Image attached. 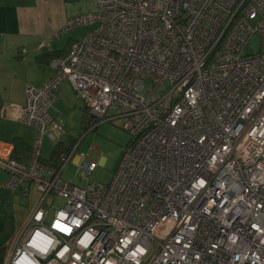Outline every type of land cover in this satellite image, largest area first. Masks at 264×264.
<instances>
[{
	"label": "built area",
	"instance_id": "2783aa9c",
	"mask_svg": "<svg viewBox=\"0 0 264 264\" xmlns=\"http://www.w3.org/2000/svg\"><path fill=\"white\" fill-rule=\"evenodd\" d=\"M96 5L52 36L92 26L49 61L55 77L27 85L28 161L0 141L3 188L39 192L6 264H264V0ZM62 80L96 121L124 118L109 183L89 180L98 163L83 154L84 185L61 178L80 142L58 167L41 161L43 135L65 130L49 114ZM50 194L64 200L52 215Z\"/></svg>",
	"mask_w": 264,
	"mask_h": 264
},
{
	"label": "crops",
	"instance_id": "0c3cea01",
	"mask_svg": "<svg viewBox=\"0 0 264 264\" xmlns=\"http://www.w3.org/2000/svg\"><path fill=\"white\" fill-rule=\"evenodd\" d=\"M39 4L40 0H0V141L14 146L13 141L18 138L25 145L24 147L14 146L13 149L14 158L20 162H26L29 159L30 149L37 136V130L34 126L23 123L18 118L20 108L25 103L27 85L40 88L53 79L56 70L50 67L49 61L56 57L65 56L71 44L77 40L71 36L65 42L60 41V39H51L50 35L57 26L51 31L45 30L40 20L42 15H39ZM73 15L75 14H69L65 18L68 19ZM60 83L59 89H57V98L50 106L49 114H51V109L55 107L61 95H64V98L68 97L67 91L62 92L64 88H60L61 85L68 82L62 80ZM83 108L82 105L81 110ZM57 118V116L52 117L54 121L59 120ZM61 142L66 146V141ZM73 146H75V142L65 150L71 149ZM40 158L44 163H47L49 159L43 158L41 155ZM78 159L79 157L77 161ZM32 190L33 186L30 185L26 195L20 191L10 192L8 190L5 196L0 194V205L4 208L2 211L5 213L3 221L5 225L11 222L12 229L14 227L12 200L16 197L17 200L23 197L28 200ZM38 198L39 194H36L33 199L35 203ZM4 199H6V204ZM6 242L7 240L0 246V264H6L10 256L12 245L10 248L5 247Z\"/></svg>",
	"mask_w": 264,
	"mask_h": 264
},
{
	"label": "rangeland",
	"instance_id": "374dc122",
	"mask_svg": "<svg viewBox=\"0 0 264 264\" xmlns=\"http://www.w3.org/2000/svg\"><path fill=\"white\" fill-rule=\"evenodd\" d=\"M96 6V0H40L39 15H42L40 20L46 31H51L57 26L59 29L56 28L53 31L58 32L64 28L67 23L65 16L69 14L93 12L96 10ZM91 27L92 26L89 25L80 26L66 31L56 38H52L53 32L50 37L53 40H63V42H65L69 36L79 40ZM252 46L255 49L259 48V39L257 37L253 38ZM60 88H64L62 92L67 91L68 97L64 98L65 96L61 95L59 101L50 112L52 117L57 116L65 126L63 133L55 132L58 138L57 140L66 141V146H64L66 148L72 145L73 142H75V144L80 142L74 156L65 164L61 173V178L65 181L72 180L77 186L84 185V181L81 179L83 174L78 173L76 165L77 158L83 154L86 155L88 159L98 163V166L90 175L89 180L109 183L121 153L130 139L128 132L123 128L124 118H115L108 121L110 117L116 114L115 111L109 110L104 121H97V123H95L94 120H91L89 124L87 122L82 123V100L76 95L70 84L61 85ZM93 127H95L94 130L92 129ZM49 129L50 127L47 126L46 133ZM54 144L55 141H52L47 134L43 135L40 148L41 157L48 159L51 156ZM5 181L6 173L0 170V194L4 196L7 193V190L3 188ZM31 185L33 186V192L29 193L30 196L28 200L26 197L19 200H17L18 198L16 197V199L12 200V211L15 223L11 231L13 232L12 235L10 233V237L6 239L7 242L4 245L5 247H11L15 234L21 227L20 225L24 223L23 221L26 220L36 204L33 199L39 192L35 184L32 183ZM4 202L6 204V199H4ZM63 203L64 200L62 198L50 194L44 201L43 207L52 215L55 209L63 207ZM3 209L4 208L0 205V230L5 225L3 223L5 219V213L2 211Z\"/></svg>",
	"mask_w": 264,
	"mask_h": 264
},
{
	"label": "trees",
	"instance_id": "16d2710c",
	"mask_svg": "<svg viewBox=\"0 0 264 264\" xmlns=\"http://www.w3.org/2000/svg\"><path fill=\"white\" fill-rule=\"evenodd\" d=\"M91 120H94V122L97 123L96 119H94L88 113V110L84 107L83 108L82 123L83 122H87L89 124V123H91ZM94 128L95 127H93L92 129L94 130ZM13 143H14V146H16V147H19V146L24 147L25 146L18 138H15ZM64 146H65V144L63 142H61V141L56 142L54 144V148H53V150L51 152V156L49 157L48 162L47 163L42 162V163L45 166L58 167L60 165V163H61L60 162V154H61V152L65 151V149H66V147H64ZM30 151H32V148L30 149ZM30 156H31V153H30ZM30 156H29V158H30ZM11 231H12V223L11 222H9L8 225L6 224L5 227H3L0 230V246L5 242V240L8 237H10Z\"/></svg>",
	"mask_w": 264,
	"mask_h": 264
},
{
	"label": "clouds",
	"instance_id": "9594fccd",
	"mask_svg": "<svg viewBox=\"0 0 264 264\" xmlns=\"http://www.w3.org/2000/svg\"><path fill=\"white\" fill-rule=\"evenodd\" d=\"M56 142H58V140H57V141H55V143H56Z\"/></svg>",
	"mask_w": 264,
	"mask_h": 264
}]
</instances>
